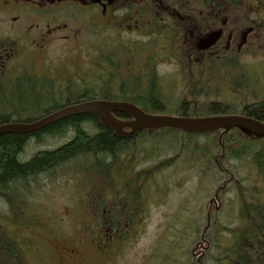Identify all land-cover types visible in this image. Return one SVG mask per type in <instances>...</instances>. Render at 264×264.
<instances>
[{
  "label": "trees",
  "instance_id": "1",
  "mask_svg": "<svg viewBox=\"0 0 264 264\" xmlns=\"http://www.w3.org/2000/svg\"><path fill=\"white\" fill-rule=\"evenodd\" d=\"M72 1L91 11L88 22H94L92 29L99 28L100 43L110 41L108 47L99 50L95 44V52L87 57L91 70L77 78L52 80L26 74L18 78V68L7 69L6 87L0 96V126L28 124L66 106L92 100L130 103L148 115H238L264 123V93L258 94L248 84L249 78L255 81V74L236 53L220 52L219 39L229 29L245 28L250 50L257 43L264 46V0ZM234 13L240 23L229 20L223 26ZM107 32L111 35L103 37ZM211 32L213 39L208 37ZM195 37L197 41H193ZM12 45L6 42L8 59L13 57L9 53ZM260 55L264 56V51ZM168 59L178 63L176 81L157 72L160 61ZM223 74L227 75L224 82L228 91L219 84L213 90L207 79ZM173 82L186 90L177 94ZM234 96L239 99L235 101ZM114 116L124 122L132 120L121 113ZM60 139L63 142L58 143ZM49 140L52 147L19 159L30 141L42 147ZM156 157L161 160L150 165ZM246 157L256 179L245 185L232 161ZM175 162L196 169L203 177L215 176L217 187L214 199L210 196L202 205L203 227L197 229L195 223L184 245L176 253L169 252L162 264L168 260L172 264H208L210 260L211 264H264V138L237 129L207 134L139 130L119 137L90 114L71 116L30 134L0 136V207L4 209L0 211V264L27 263L25 251L30 240L9 230L8 224L6 232L5 221L23 223L22 227L36 225L37 216L25 223L21 216L29 204L28 188L41 186L42 179L50 180L63 172L66 180L79 182L80 194L86 193V186L91 225L102 231L112 255L116 243L141 225L148 208L144 200L156 176L163 177L165 169ZM231 190L238 197L237 223L217 229L212 221L224 205L217 202V196L222 198Z\"/></svg>",
  "mask_w": 264,
  "mask_h": 264
},
{
  "label": "rangeland",
  "instance_id": "2",
  "mask_svg": "<svg viewBox=\"0 0 264 264\" xmlns=\"http://www.w3.org/2000/svg\"><path fill=\"white\" fill-rule=\"evenodd\" d=\"M3 1L6 9L0 13V40H12L13 44L18 42L17 57L12 59L18 61V71L28 76H45L58 80L59 77L77 78L86 69L91 70L87 57L89 54L93 55V46L101 39L98 37L99 28L92 29L94 22L87 21L92 14L90 10H85L80 5H71L72 0L55 4L48 12L45 7L43 11L41 8L34 11L21 10L18 0ZM49 2L50 0H42L40 4ZM17 7L19 10L16 11ZM229 20L235 24L240 23L238 14L224 21L227 24L230 23ZM96 21L104 22L100 17H96ZM109 35L111 33L107 32L102 36ZM131 36L136 38L134 34ZM208 37L213 39L214 33L211 32ZM219 39L222 47L220 52L224 50L236 53L240 62L247 65V70L255 74V81L249 78L248 84L253 85L258 94L264 93V56L260 55L264 51L263 44L257 43L250 50L247 47L249 34L245 28L229 29ZM197 40L195 37L193 41ZM107 43L110 41L106 39L98 43L97 47L101 50L108 47ZM177 67V62L161 60L157 72L159 75L173 76L176 81ZM226 78L227 75L223 74L216 79L208 78L207 83L213 90L219 84L227 92L229 88L225 86ZM186 81L190 83L191 80ZM172 86L178 88L177 94L186 90V86L180 83L173 82ZM249 92L251 94L252 91ZM245 97L251 100V96ZM215 98L217 97L212 100ZM231 98L236 99L235 101L239 99L237 96ZM51 141L42 147L34 146L30 141L19 159H28L36 151L52 147ZM60 142L63 140L60 139L58 143ZM159 158L150 160L149 164L161 160ZM232 163L236 173L246 181L244 184H252L251 180L256 179V171L250 158L233 160ZM163 175L156 176L151 194L148 193L144 200L148 202V208L141 225L135 232L125 228L129 232L126 231V237L121 243H116L112 255V248L102 239V231L91 225L86 186V193L80 194L77 191L81 188L79 182L66 180L63 172L52 176L50 180L42 179L41 186L32 185L28 188L26 200L29 204L25 205L26 209L21 217L25 223L27 219L30 221L33 216H37L36 225L22 227L23 223L16 225L7 220L5 231L8 232V228L16 233L18 231V235H23L25 241L30 240L32 248L25 252L28 264H162L169 252L176 253L184 245V239L195 223H198L197 229L203 227L202 205L209 200L208 197L212 196L214 199L217 187L215 176L203 177L197 170L185 167L182 162L171 163ZM235 194L231 190L222 198L217 196V202L224 205L212 221L213 227L218 229L220 225L230 227L237 223L238 197ZM0 211L3 212L4 209L0 207ZM211 262L208 261V264ZM166 264L172 263L168 260Z\"/></svg>",
  "mask_w": 264,
  "mask_h": 264
},
{
  "label": "water",
  "instance_id": "3",
  "mask_svg": "<svg viewBox=\"0 0 264 264\" xmlns=\"http://www.w3.org/2000/svg\"><path fill=\"white\" fill-rule=\"evenodd\" d=\"M121 113L132 118L130 122H123L114 116ZM79 114H90L106 127L111 128L118 136L124 137L128 129L130 133L136 130H156L170 128L186 133H208L216 130H229L236 128L246 135L258 138L264 137V124L240 116H219L203 119H191L185 117H170L158 115H146L136 106L124 102L89 101L73 106L65 107L38 121L29 124H5L0 126V136L3 134H29L44 127Z\"/></svg>",
  "mask_w": 264,
  "mask_h": 264
},
{
  "label": "flooded vegetation",
  "instance_id": "4",
  "mask_svg": "<svg viewBox=\"0 0 264 264\" xmlns=\"http://www.w3.org/2000/svg\"><path fill=\"white\" fill-rule=\"evenodd\" d=\"M70 1V0H69ZM21 6V10L31 9L34 11L36 8H41L43 11L44 7L48 8L47 11L50 10L55 4H62V2L66 3V0H50V2L45 5L42 2V0H18ZM22 6H26L27 8H22ZM57 8V7H56ZM6 9V4L3 0H0V13L4 12ZM58 9V8H57ZM19 10L18 7L16 11ZM7 11V10H6ZM1 20V19H0ZM6 40H0V96L5 90L7 79H6V71H7V61H6Z\"/></svg>",
  "mask_w": 264,
  "mask_h": 264
},
{
  "label": "bare ground",
  "instance_id": "5",
  "mask_svg": "<svg viewBox=\"0 0 264 264\" xmlns=\"http://www.w3.org/2000/svg\"><path fill=\"white\" fill-rule=\"evenodd\" d=\"M246 118H248V117H246ZM248 119L255 120V119H252V118H248Z\"/></svg>",
  "mask_w": 264,
  "mask_h": 264
}]
</instances>
